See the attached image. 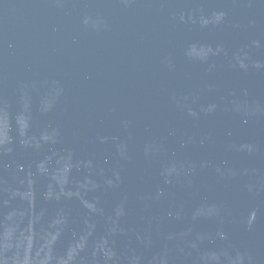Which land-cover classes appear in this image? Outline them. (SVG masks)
Masks as SVG:
<instances>
[{
    "label": "water",
    "instance_id": "obj_1",
    "mask_svg": "<svg viewBox=\"0 0 264 264\" xmlns=\"http://www.w3.org/2000/svg\"><path fill=\"white\" fill-rule=\"evenodd\" d=\"M0 264H264V0H0Z\"/></svg>",
    "mask_w": 264,
    "mask_h": 264
}]
</instances>
